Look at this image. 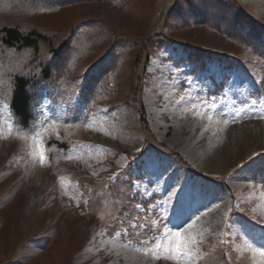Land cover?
<instances>
[{"label": "rangeland", "instance_id": "rangeland-1", "mask_svg": "<svg viewBox=\"0 0 264 264\" xmlns=\"http://www.w3.org/2000/svg\"><path fill=\"white\" fill-rule=\"evenodd\" d=\"M3 1L0 27L33 24L26 3ZM125 1L124 9L101 1L61 15L73 22L101 19L133 37L141 36L157 14L159 0ZM227 2L244 8L251 19L264 25V0ZM171 34L173 43L155 52L147 69L150 78L143 100L149 126L158 143L180 153L192 168L206 176H224L229 190L202 176L191 177L168 155L149 150L132 162V195L151 201L145 206L142 201L134 204L130 217L118 216V202L111 198L101 203L99 184L105 187L106 181L117 176L125 179L128 157L124 152L139 151L143 145L137 133L138 113L125 102L127 65L118 72L117 87L96 95L89 111L79 98L81 86L55 100L41 90L29 130L12 119L7 100L0 97V169L7 165L8 177L0 188L15 186L22 194L20 227L26 229L40 211L50 217L61 214L52 245L32 247L42 256L36 264H60L68 255L79 253H88L80 264H176L137 249H150L165 231L179 228L196 239L190 264H264V258L244 245L245 240L256 246L264 243V171L253 178L264 165V96L247 95L259 82L264 86L263 63L256 55L237 59L236 68L213 59L206 60L204 69L192 71L180 42L208 51L212 58L231 60L236 58L235 49L212 27L192 26ZM57 42L53 38L51 43H39L40 55ZM34 60L25 51L0 45L1 79H5L3 69L20 68L22 62L32 68ZM212 82H222L221 91L211 94ZM85 111L87 120L82 122ZM36 132L41 133L39 141L33 139ZM56 142H64L65 147L60 149ZM120 191L124 193V187ZM232 204L238 212L229 219ZM104 212L116 221L110 235L97 221ZM6 233L0 234L1 258L6 254L3 246L10 241ZM68 242L72 249L67 254Z\"/></svg>", "mask_w": 264, "mask_h": 264}, {"label": "trees", "instance_id": "trees-1", "mask_svg": "<svg viewBox=\"0 0 264 264\" xmlns=\"http://www.w3.org/2000/svg\"><path fill=\"white\" fill-rule=\"evenodd\" d=\"M101 1H110L121 9H124L126 3L125 0H14L16 5L26 3V12L34 21L27 28H21L18 24L1 26L0 45L5 50L25 51L34 56V66L31 69L43 66L45 76L43 79H36L35 84L30 82L32 72L26 62L20 63V68L3 69L6 74L4 80L0 77V97L7 100L13 119L23 126L29 125L31 99L36 88L40 86L54 92L60 90L63 95L76 86H81L80 100L87 104L95 102L96 95L110 93L117 87L118 72L122 66L127 65L129 96L126 103L138 113V134L142 136L143 146L139 152H126L129 161L125 168V179L121 180L117 176L106 182L105 187L99 184L102 191L99 195L101 203H108L111 198L112 201L118 202V216L134 215L132 207L142 199L132 195V162L149 150L170 156L177 165L188 170L191 176H202L227 188L224 176L203 175L192 168L178 152L156 141L147 123L142 100V89L147 85L149 78L146 68L153 52L175 40L171 34L173 31H184L199 25L202 28L212 27L224 34L230 46L235 49L236 58L230 60L231 65H235L233 63L242 57L258 55L264 58V25L251 19L244 8L227 2L231 0H159L157 14L150 22L149 28L144 34L136 37L106 24L101 19L85 22L74 19L73 22L71 17L62 18L61 14L68 9ZM3 2L0 0V4ZM20 16L25 18L24 15ZM83 26L86 28L83 29ZM53 38L58 40L56 46L49 44L48 53L41 54L47 55L44 59L40 58L38 44L51 43ZM180 43L182 49L187 52L188 61L198 62L197 68H203L204 59L212 57V53L208 51ZM38 60L40 61L37 62ZM38 82L39 85L35 86ZM215 88L220 87L216 85ZM62 145L64 143L60 142L59 146ZM5 170L7 165L0 169V185L8 180ZM262 171L263 168L260 172ZM123 187L124 193L120 191ZM146 203L144 201L143 205ZM21 205L22 194L15 186L0 188V234L4 230H8L10 234H5L6 237L10 236V241L3 246L6 254L0 257V264H36L42 256L31 245L50 246V243L55 241L54 234L61 214L50 217L45 211H40L27 224L26 229H22L24 215ZM233 214H236L235 207L231 210V215ZM124 220L122 218V221ZM97 221L109 235L116 230V221L111 219L110 213L104 212ZM6 222L10 223L6 225ZM71 249V242H68L66 253ZM87 254H73L71 257L68 255L60 264H77Z\"/></svg>", "mask_w": 264, "mask_h": 264}, {"label": "snow or ice", "instance_id": "snow-or-ice-1", "mask_svg": "<svg viewBox=\"0 0 264 264\" xmlns=\"http://www.w3.org/2000/svg\"><path fill=\"white\" fill-rule=\"evenodd\" d=\"M8 128L9 132H11V124L8 125ZM40 135V132H36L33 139L39 141ZM68 158L71 159V157ZM40 159L41 163H43V154H41ZM188 227L191 228L192 225L189 224ZM184 233V228H179L177 231H165L162 236L156 240L152 248L137 249V251H143L145 255L150 254L154 259L175 261L176 264H190L192 258L191 248L196 243V239L190 234L185 235ZM244 245L253 255H259V257L264 258V243L256 246L253 242L245 240Z\"/></svg>", "mask_w": 264, "mask_h": 264}]
</instances>
